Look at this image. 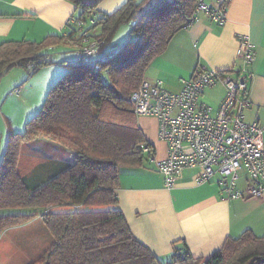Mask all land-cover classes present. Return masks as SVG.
<instances>
[{
  "label": "trees",
  "instance_id": "obj_1",
  "mask_svg": "<svg viewBox=\"0 0 264 264\" xmlns=\"http://www.w3.org/2000/svg\"><path fill=\"white\" fill-rule=\"evenodd\" d=\"M68 1L75 6L79 47L86 39L102 42L94 56L99 68L78 58L63 62L66 72L48 90L41 109L25 129L9 131L0 161V236L41 216L54 241L29 264H264V236L250 230L227 238L207 258L178 250L162 261L133 234L116 194L121 167L141 164L145 152L150 157L154 152L138 125L141 115L131 94L152 61L186 28L198 0H157L148 12L147 0H126L109 14L99 11L104 0ZM128 22L133 27L128 40L107 50L116 29ZM73 33L2 43L0 80L15 67L35 74L56 64L52 48L68 44ZM39 137L68 147L75 163L29 188L18 162L22 145ZM48 205L55 207L47 210ZM68 205L70 210L59 208Z\"/></svg>",
  "mask_w": 264,
  "mask_h": 264
},
{
  "label": "crops",
  "instance_id": "obj_2",
  "mask_svg": "<svg viewBox=\"0 0 264 264\" xmlns=\"http://www.w3.org/2000/svg\"><path fill=\"white\" fill-rule=\"evenodd\" d=\"M125 1L104 0L99 11L112 13ZM206 1L213 5L219 2ZM75 16V6L68 0H0V45L24 39L40 41L48 35L67 36L77 31L73 33L76 38H67L68 44H65L72 48L71 56L67 58L65 53L58 56L53 59L57 62L55 66H46L35 74L27 70L29 76L17 88L18 99L26 109L19 117V124L41 109L48 90L66 72L62 63L76 59L80 33ZM241 35L248 36L256 48L255 61L247 69L251 74L250 105L243 119L264 122V0H228L227 19L222 24L199 12L191 26L172 37L166 51L152 61L144 77L151 81L162 80L168 90L178 92L182 80L190 78L201 66L227 73L232 69L239 71L241 65L237 63V55ZM88 41L90 39L86 44ZM18 75L20 79L25 78V72ZM225 95V86L219 83L208 88L202 100L217 108ZM19 124L17 131L22 128ZM138 125L154 152L151 157L145 152L141 164L121 167L116 194L133 234L160 260L170 259L178 250L207 258L220 249L227 238L238 237L247 230L264 236V196L229 199L219 176L197 182L199 167L184 169L174 186H165L163 174L155 162L167 156V144L159 136V118L141 115ZM6 130L8 135L13 125ZM0 134L2 150L7 135ZM73 163L74 153L68 147L39 137L22 145L18 170L24 171L25 181L27 178L33 182L32 186H37ZM31 172L47 174L36 182ZM246 180L244 172L238 183L243 191Z\"/></svg>",
  "mask_w": 264,
  "mask_h": 264
},
{
  "label": "built area",
  "instance_id": "obj_3",
  "mask_svg": "<svg viewBox=\"0 0 264 264\" xmlns=\"http://www.w3.org/2000/svg\"><path fill=\"white\" fill-rule=\"evenodd\" d=\"M227 9L228 0H219L216 5L198 0L186 27L195 22L199 12L222 24L227 19ZM239 39L237 63L241 67L230 71L235 74L201 66L190 78L183 79L178 92L166 89L162 80L144 79L131 94L136 114L159 118V136L167 143V156L155 162L167 187L175 185L184 169L199 167L197 182L219 176L229 199L264 196V122L243 119L250 105L251 74L247 69L255 61L256 48L248 36L241 35ZM101 44L100 39L88 41L77 48V58L99 68L94 56ZM219 83L225 86L226 95L214 108L202 96ZM142 148L150 150L147 145ZM244 172L248 182L245 191L238 188Z\"/></svg>",
  "mask_w": 264,
  "mask_h": 264
},
{
  "label": "rangeland",
  "instance_id": "obj_4",
  "mask_svg": "<svg viewBox=\"0 0 264 264\" xmlns=\"http://www.w3.org/2000/svg\"><path fill=\"white\" fill-rule=\"evenodd\" d=\"M156 1L157 0H147L145 2L144 10H147L148 12L151 8H153L152 4ZM132 29L133 27L131 26L130 22L120 24L113 34L112 40L108 44V47L113 50L122 46L128 40L130 34L132 33ZM65 46L67 45H62L60 48L58 47L56 50L54 49L55 51L52 50L51 59H58L57 57L63 56L62 54L64 53L66 54L67 58L71 56L73 54L72 48ZM59 61H62L61 58ZM27 70L28 69L24 67H15L10 71V73L3 76L0 80V132L5 133L6 135V129L8 126L13 125L12 131H17L16 129L18 128L16 127L20 122L19 117L21 115L23 116L26 112V109L20 103L21 100L19 101L18 99L19 94L17 90L19 89L17 88L23 85L25 83V79L29 76ZM22 72H25V78L20 79L18 74H21ZM15 85L16 87H14ZM12 90L15 91L11 93L10 91ZM14 96L16 99H14ZM25 124L26 122H21V124H19V126L21 125L22 127L21 130L25 129ZM6 139L4 145L2 142L3 148L0 150V161L5 150L7 141ZM21 173V176L25 175L23 170H21ZM46 174L47 173L31 172V175L36 177V182H38L39 178L42 179V177H44ZM26 183L28 184L29 188L35 187L32 186L33 182H29L27 178ZM48 206H51V209L55 207L52 205ZM69 207L71 206L68 205L67 208H59L70 210ZM59 208L57 207V210H61ZM53 241L54 239L52 234L50 233L41 216H36L32 220L21 225L10 227L0 236V264H29L32 261L37 260L44 253V251L48 249Z\"/></svg>",
  "mask_w": 264,
  "mask_h": 264
}]
</instances>
